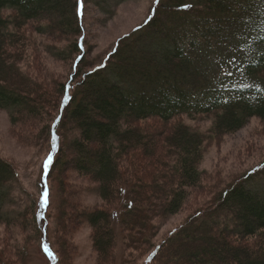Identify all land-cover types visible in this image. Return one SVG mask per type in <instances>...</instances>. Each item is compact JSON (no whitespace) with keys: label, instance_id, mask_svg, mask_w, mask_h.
Returning <instances> with one entry per match:
<instances>
[{"label":"trees","instance_id":"1","mask_svg":"<svg viewBox=\"0 0 264 264\" xmlns=\"http://www.w3.org/2000/svg\"><path fill=\"white\" fill-rule=\"evenodd\" d=\"M126 1L115 0L116 7ZM86 5L0 0V110L12 124L43 118L52 98L19 66L23 28L38 22V35L76 38L69 55L56 44L46 48L54 59L67 55L72 74L59 87L46 130L51 162L41 198L27 214L6 218L18 174L0 158V224L21 219L20 228L34 234L31 240L48 264L68 260L67 243L58 247L49 227L52 174L61 177L70 169L96 183L104 202L117 203L111 210L79 213L80 223L93 230L99 263L136 264L135 251L148 247L142 264H264V165L153 244L157 221L177 215L200 184L206 138L183 123L160 135L138 126L213 115V135L221 136L254 118L264 124V0L156 1L145 23L119 39L99 65L85 50ZM62 220L61 214L59 227ZM0 264L8 263L0 257Z\"/></svg>","mask_w":264,"mask_h":264},{"label":"rangeland","instance_id":"2","mask_svg":"<svg viewBox=\"0 0 264 264\" xmlns=\"http://www.w3.org/2000/svg\"><path fill=\"white\" fill-rule=\"evenodd\" d=\"M156 1L128 0L116 7L115 0H87L82 29L90 63L101 64L119 39L142 26L151 15ZM38 25L39 23L35 22L23 28L20 36L24 41V54L18 55L17 59L20 60L19 66L22 71L36 79L43 91H47L52 98L46 108L47 115L43 118L25 119L12 124L9 114L0 110V158L10 162L18 174V182L12 186L9 203L4 210L8 219H14L21 212L27 214L41 198L49 163L46 130L51 117L56 114V106L60 100L59 87L66 83L72 74L67 55L71 53L76 38L70 35L53 41L52 38L36 33ZM54 44L67 54L64 60L54 59L46 53V48ZM214 119L213 115L183 116L169 124L155 120L138 123V126L145 130L144 134L150 132L159 135L166 133L165 131L174 127L176 123H183L206 138L203 160L198 166L201 182L198 187L190 190L177 215L157 221L160 227L153 237V244L162 243L174 229L188 221L196 212L217 201L225 190L240 181L247 173L264 165V124L259 119L250 120L236 133L221 136L213 135ZM148 170H151V166ZM57 173L55 170L51 177L53 206L50 209V216L53 217V221H50L49 228L56 243L59 242L58 247L60 241L67 243L68 258L66 255L65 259L68 260L62 264H102L103 262L99 263L102 260L99 261L93 245V230L87 224H81L82 219L79 216H84V210L104 208L111 210L117 203L110 205L104 202L96 191L97 184L88 178L81 177L70 169L63 172L61 177H58ZM60 213L65 220L61 221L63 224L59 227ZM15 220L16 222L10 225L0 224L2 262L48 264L36 241L31 240L34 234L20 228L23 224L21 219ZM119 238L117 245L120 253L123 249V235H119ZM146 248L148 247H141L135 251L136 264H142L150 251ZM130 251L128 249L127 252Z\"/></svg>","mask_w":264,"mask_h":264},{"label":"snow or ice","instance_id":"3","mask_svg":"<svg viewBox=\"0 0 264 264\" xmlns=\"http://www.w3.org/2000/svg\"><path fill=\"white\" fill-rule=\"evenodd\" d=\"M157 2H159V0H157ZM54 147H55V145H54ZM50 162H51V157H49V163ZM46 203H47V194L45 193L44 198L42 200V204H46ZM47 251H48V249L45 248V252H47Z\"/></svg>","mask_w":264,"mask_h":264}]
</instances>
